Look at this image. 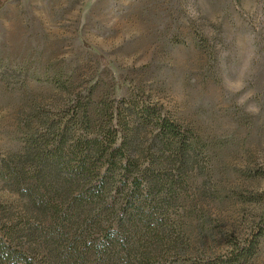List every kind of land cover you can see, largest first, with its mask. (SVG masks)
Here are the masks:
<instances>
[{
    "label": "rangeland",
    "instance_id": "obj_1",
    "mask_svg": "<svg viewBox=\"0 0 264 264\" xmlns=\"http://www.w3.org/2000/svg\"><path fill=\"white\" fill-rule=\"evenodd\" d=\"M121 98L162 105L201 138L204 151L169 201L166 234L175 243L163 247L151 235L144 242L156 249L153 255L122 254L104 263L109 251L98 260L77 253L71 256L78 257L75 264H192L226 254L230 238L242 240L264 221V178L255 177L264 170V0L2 5L0 158L23 153L37 128L35 114L68 113L80 102L97 119L100 109ZM96 132L92 128L88 135ZM27 205L0 178V228ZM113 214L92 220L86 233L80 222L65 232L93 247L113 224ZM45 237L29 242L39 264L70 258L60 255L64 248L57 250L62 237ZM247 264H264V238Z\"/></svg>",
    "mask_w": 264,
    "mask_h": 264
},
{
    "label": "trees",
    "instance_id": "obj_2",
    "mask_svg": "<svg viewBox=\"0 0 264 264\" xmlns=\"http://www.w3.org/2000/svg\"><path fill=\"white\" fill-rule=\"evenodd\" d=\"M6 1L0 0V8ZM34 118L37 128L29 133L23 153L0 158V178L29 203L25 213L0 228V264L40 263L29 246L37 235L64 239L57 245V250L65 249L60 255L70 256L62 258L63 264H75L78 257L71 256L77 253L82 260L85 253L98 260L109 251L104 263L122 254L150 256L156 251L147 245L151 235L163 247L175 243L166 234L169 201L177 197L204 151L192 129L143 98H121L100 109L97 119L80 102L68 113ZM92 128L97 132L89 136ZM81 129L86 133L76 134ZM255 177L264 178V170ZM106 213L113 214V224L93 247L65 232L66 226L79 222L85 233L91 231L92 220ZM147 236L150 241L144 242ZM262 238L264 221L244 239L230 238L226 254L192 264H247L259 253Z\"/></svg>",
    "mask_w": 264,
    "mask_h": 264
}]
</instances>
